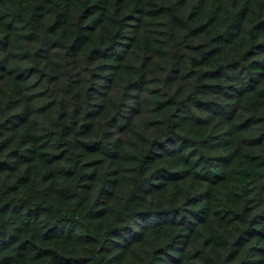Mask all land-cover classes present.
Here are the masks:
<instances>
[{"label": "trees", "instance_id": "trees-1", "mask_svg": "<svg viewBox=\"0 0 264 264\" xmlns=\"http://www.w3.org/2000/svg\"><path fill=\"white\" fill-rule=\"evenodd\" d=\"M0 264H264V0H0Z\"/></svg>", "mask_w": 264, "mask_h": 264}]
</instances>
